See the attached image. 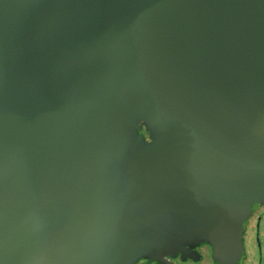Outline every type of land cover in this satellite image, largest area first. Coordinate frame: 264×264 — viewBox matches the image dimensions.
Listing matches in <instances>:
<instances>
[{"label": "water", "instance_id": "1", "mask_svg": "<svg viewBox=\"0 0 264 264\" xmlns=\"http://www.w3.org/2000/svg\"><path fill=\"white\" fill-rule=\"evenodd\" d=\"M263 205L264 0H0V264H236Z\"/></svg>", "mask_w": 264, "mask_h": 264}, {"label": "flooded vegetation", "instance_id": "2", "mask_svg": "<svg viewBox=\"0 0 264 264\" xmlns=\"http://www.w3.org/2000/svg\"><path fill=\"white\" fill-rule=\"evenodd\" d=\"M242 241L243 253L236 264H264V205L247 220ZM174 262L176 264H220L213 258L212 247L204 243L196 248L195 258L188 257L182 261V255L179 254ZM227 264L231 263L227 262Z\"/></svg>", "mask_w": 264, "mask_h": 264}]
</instances>
